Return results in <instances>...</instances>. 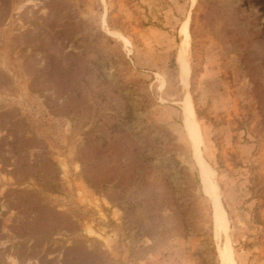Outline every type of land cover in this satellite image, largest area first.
Masks as SVG:
<instances>
[{"label": "rangeland", "instance_id": "1", "mask_svg": "<svg viewBox=\"0 0 264 264\" xmlns=\"http://www.w3.org/2000/svg\"><path fill=\"white\" fill-rule=\"evenodd\" d=\"M226 254L264 264V0H0V264Z\"/></svg>", "mask_w": 264, "mask_h": 264}, {"label": "bare ground", "instance_id": "2", "mask_svg": "<svg viewBox=\"0 0 264 264\" xmlns=\"http://www.w3.org/2000/svg\"><path fill=\"white\" fill-rule=\"evenodd\" d=\"M202 167H203V166H202ZM207 167H209V166L207 165ZM204 168H206V165H205V167H203V169H204ZM205 170H208V169H205ZM205 170H203V171L206 172ZM204 176H206V173H205ZM217 196H218V195H217ZM214 198H215V197H214ZM217 199H218V198H217ZM217 202H218V201H217ZM219 203H220V201L218 202V204H219ZM216 205H217V204H216ZM217 206H218V205H217ZM217 206H216V208H217ZM220 207H221V206H220ZM222 212H223V211H222ZM224 212H225V211H224ZM218 214H219V213H218ZM223 214H224V213H223ZM223 214H222V215H223ZM222 215H220L221 218H223ZM225 215H226V214H225ZM217 216H218V215H217ZM218 219H219V218H218ZM224 219H225V218H224ZM225 221H226V219H225ZM226 222H227V221H226ZM225 227H226V226H225ZM226 256H227L228 263H229V264H233V263H232L233 261H231V258L228 256V254H226Z\"/></svg>", "mask_w": 264, "mask_h": 264}]
</instances>
